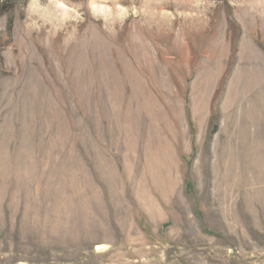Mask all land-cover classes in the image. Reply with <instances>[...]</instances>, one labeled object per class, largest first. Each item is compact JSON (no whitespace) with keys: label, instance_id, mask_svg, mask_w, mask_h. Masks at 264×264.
<instances>
[{"label":"rangeland","instance_id":"1","mask_svg":"<svg viewBox=\"0 0 264 264\" xmlns=\"http://www.w3.org/2000/svg\"><path fill=\"white\" fill-rule=\"evenodd\" d=\"M255 111L264 0H0V264H264Z\"/></svg>","mask_w":264,"mask_h":264},{"label":"crops","instance_id":"2","mask_svg":"<svg viewBox=\"0 0 264 264\" xmlns=\"http://www.w3.org/2000/svg\"><path fill=\"white\" fill-rule=\"evenodd\" d=\"M216 138L225 142L224 155L218 164L224 171L216 173L228 178L227 183L254 184L257 191L263 189L264 192V111L251 114L246 129H240L238 135L220 132L213 140ZM233 151L239 152V158L232 156Z\"/></svg>","mask_w":264,"mask_h":264},{"label":"bare ground","instance_id":"3","mask_svg":"<svg viewBox=\"0 0 264 264\" xmlns=\"http://www.w3.org/2000/svg\"><path fill=\"white\" fill-rule=\"evenodd\" d=\"M210 52V51H209Z\"/></svg>","mask_w":264,"mask_h":264}]
</instances>
